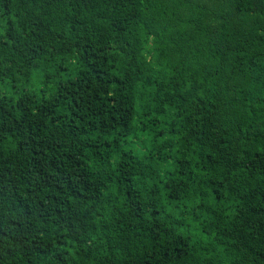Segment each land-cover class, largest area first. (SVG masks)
Returning a JSON list of instances; mask_svg holds the SVG:
<instances>
[{"label": "trees", "instance_id": "obj_1", "mask_svg": "<svg viewBox=\"0 0 264 264\" xmlns=\"http://www.w3.org/2000/svg\"><path fill=\"white\" fill-rule=\"evenodd\" d=\"M0 264H264V0H0Z\"/></svg>", "mask_w": 264, "mask_h": 264}]
</instances>
